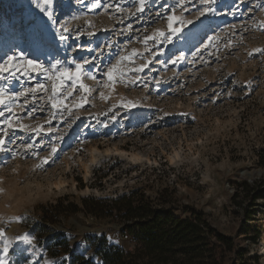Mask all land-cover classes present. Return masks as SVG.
Instances as JSON below:
<instances>
[{"label":"rangeland","instance_id":"374dc122","mask_svg":"<svg viewBox=\"0 0 264 264\" xmlns=\"http://www.w3.org/2000/svg\"><path fill=\"white\" fill-rule=\"evenodd\" d=\"M262 154L264 0H0V264L131 250L60 212L132 190L264 264Z\"/></svg>","mask_w":264,"mask_h":264},{"label":"trees","instance_id":"16d2710c","mask_svg":"<svg viewBox=\"0 0 264 264\" xmlns=\"http://www.w3.org/2000/svg\"><path fill=\"white\" fill-rule=\"evenodd\" d=\"M260 158L264 166V154ZM80 203L81 207L69 202L60 213L81 211L94 217L116 218L122 222L120 233L134 241L131 250H124L99 238L94 255L100 264H224L228 253L233 254L230 264H236L234 258L243 257L242 251H235L232 238L214 229L202 212L176 216L161 195L152 199L142 190H132L112 198L85 197ZM70 264L97 263L91 257L78 256L72 257Z\"/></svg>","mask_w":264,"mask_h":264}]
</instances>
